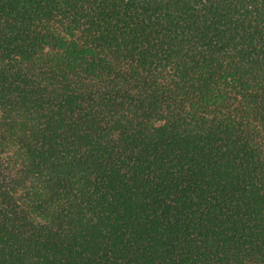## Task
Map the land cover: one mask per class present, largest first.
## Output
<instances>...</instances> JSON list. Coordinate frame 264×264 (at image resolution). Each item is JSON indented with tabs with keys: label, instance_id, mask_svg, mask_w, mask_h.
Masks as SVG:
<instances>
[{
	"label": "trees",
	"instance_id": "16d2710c",
	"mask_svg": "<svg viewBox=\"0 0 264 264\" xmlns=\"http://www.w3.org/2000/svg\"><path fill=\"white\" fill-rule=\"evenodd\" d=\"M0 264H264V0H0Z\"/></svg>",
	"mask_w": 264,
	"mask_h": 264
}]
</instances>
